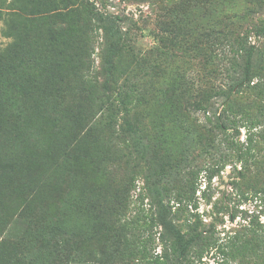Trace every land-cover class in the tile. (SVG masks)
Returning a JSON list of instances; mask_svg holds the SVG:
<instances>
[{
    "label": "trees",
    "instance_id": "trees-1",
    "mask_svg": "<svg viewBox=\"0 0 264 264\" xmlns=\"http://www.w3.org/2000/svg\"><path fill=\"white\" fill-rule=\"evenodd\" d=\"M0 1V264H264V18L146 0L160 9L142 58L138 21L89 0ZM227 165L261 209L220 242L189 206ZM139 176L149 209L131 217Z\"/></svg>",
    "mask_w": 264,
    "mask_h": 264
},
{
    "label": "rangeland",
    "instance_id": "rangeland-1",
    "mask_svg": "<svg viewBox=\"0 0 264 264\" xmlns=\"http://www.w3.org/2000/svg\"><path fill=\"white\" fill-rule=\"evenodd\" d=\"M82 1V0H80ZM96 8L103 12H109L119 16H124L129 19L138 21V25L132 28L130 38L134 41V47L136 54H139L142 58L146 57L150 48L154 44V38L152 36L153 31H156L155 18L160 7L156 4L146 2V0H89ZM1 5V1H0ZM257 7V9H256ZM251 8L249 1H238V4L232 7V10L226 11L224 17H231L237 19V17H248V23L244 20L241 22L246 26L251 27V23H258L260 18H264V2L260 6L257 1V6ZM1 11L6 12L7 7L0 8ZM256 9V10H255ZM255 10V11H254ZM254 11V12H251ZM4 27L3 21H0V45H6L10 39H6L2 35V28ZM127 27V26H126ZM125 27V30H126ZM250 41L257 44V38L251 37ZM100 42L96 45V50L92 56L93 73H98L102 66V60L100 55ZM201 121H204V117L198 114ZM148 127L152 126L151 122H146ZM246 138L245 131H242L240 138L241 142H244ZM240 169V165H238ZM233 166L227 165L225 168L216 174L211 181H209L206 173H202L197 183L196 193V205L189 206V210L192 215H197L204 226H209L210 223L216 225V232L218 233L221 241H227L232 235H234L239 228L243 225H248L251 220L257 219V214L261 208H258L259 202L257 198L252 194H248V199L242 197L241 193L235 189L233 182L238 180L235 176ZM144 181L142 176L138 177L136 182V188L131 193L130 214L131 217H135L142 214L149 209L148 200L142 202L141 195L145 193ZM214 204L217 205L215 210ZM236 217L232 220V215ZM261 221L264 222V216H261ZM195 217H193V220ZM222 219V220H221ZM158 244V243H157ZM161 253V247L158 245L156 254ZM215 264L213 254L205 256L200 262L195 261V264Z\"/></svg>",
    "mask_w": 264,
    "mask_h": 264
}]
</instances>
